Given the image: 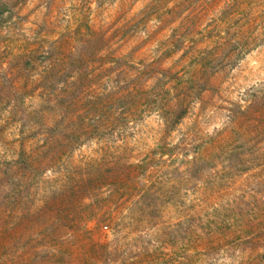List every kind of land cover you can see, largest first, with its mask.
<instances>
[{
  "label": "rangeland",
  "instance_id": "1",
  "mask_svg": "<svg viewBox=\"0 0 264 264\" xmlns=\"http://www.w3.org/2000/svg\"><path fill=\"white\" fill-rule=\"evenodd\" d=\"M44 2L29 8L28 0H0V68L7 65L0 73V145L5 157H14H0V264H194L161 223L165 215L193 253L243 239L256 264L264 257V90L252 93L245 111L225 94L264 70V58L253 57L250 64L259 69L245 65L234 77L225 70L236 68L245 50L259 47L250 37L264 34V9L253 8V0H97L92 14L90 0H47L41 17ZM65 4L74 13L68 24L59 16ZM25 26L37 39L15 35ZM5 29L13 35H2ZM36 72L41 78L32 81ZM106 81L116 86L113 91ZM59 83L65 86L58 89ZM25 97L37 103L35 111L24 107ZM196 97L202 108L232 111L234 127L207 143L198 141L194 151L202 162L191 164V175L200 178L206 165L215 169L221 156L229 167L220 168V182L207 183L199 202L185 212L172 205L145 216L138 202L159 198L160 176L171 165H150L156 148L133 143L134 133L120 134L115 147L109 141L130 116L157 100L167 120L179 123ZM29 123L39 128L25 135ZM82 134L104 143L83 159L70 157L71 170L56 179L61 190L49 194L41 168L70 156ZM151 134L149 128L145 135ZM166 134L156 133L154 144ZM161 154L171 159L175 151L164 146ZM141 175L148 177L145 187L138 186ZM226 199L223 214L213 209ZM128 208L135 214L124 225V241L113 244V230ZM185 224L192 229L186 234ZM148 225L160 226L162 246L130 251L140 246L137 234Z\"/></svg>",
  "mask_w": 264,
  "mask_h": 264
},
{
  "label": "clouds",
  "instance_id": "2",
  "mask_svg": "<svg viewBox=\"0 0 264 264\" xmlns=\"http://www.w3.org/2000/svg\"><path fill=\"white\" fill-rule=\"evenodd\" d=\"M36 2L37 0H28V7H34ZM108 6V4L105 5V7ZM89 7L92 10V14H95L98 11L97 0H90ZM253 8L264 9V0H253ZM47 11L48 4L47 0H45L44 3L40 4L37 15L42 17ZM73 14L74 13L69 4L63 5L59 10L61 23L68 24L72 20ZM7 15L8 13L5 12L4 16L7 17ZM13 19L15 20L16 18L14 17ZM257 27L259 28L261 25H257ZM2 35L12 36L13 33L9 32L8 29H5ZM15 35H21L22 38L26 37L29 41L37 39L34 33L29 31L27 26L18 29ZM250 40L259 44V47L253 45L252 51L245 50L243 53L244 58L239 60L236 68H231V65H229L228 69L225 71H230V74L233 77L245 65H249L254 69H259L260 67L258 64H250V61L253 57L256 59L264 58V43L261 42L264 41V34L260 31H254ZM235 42L236 41H234V43ZM49 50L50 44H45L43 49L44 54L47 55ZM6 69L7 65H5L4 68H0V73L6 71ZM40 78L39 72L33 73L31 77L32 81H39ZM106 83L108 82L106 81ZM123 83L124 81H121V84ZM64 86L63 83L57 84L58 89H61ZM115 87L114 84L108 83L109 92L113 91ZM261 90H264V70L252 72L247 83H237L235 88L229 90L225 95L230 102L237 103L241 111H245L252 103V93H256L259 96L261 95ZM169 100L173 105L176 104L175 93L171 94ZM189 103L190 108L187 109L188 116L181 117L179 123L172 125L163 115L161 102L160 100H157L154 106L147 108L141 115L136 117L130 116L125 122L126 127H118L112 134L113 139L109 141L110 145L115 147L120 143V134H123L126 137L129 133H134L136 135L133 143L140 142L141 145L156 148V151L149 157L150 165L163 164L165 161L171 165L165 169L167 174H161L160 176L161 191L157 194L159 198L138 202L137 209L142 210L143 215L145 216L150 213H156L159 215L163 209L170 208L172 205H175L178 212H185L192 205L199 202V192L205 188L207 183L210 182L216 184L220 182L219 176L217 175L220 168L224 167L227 169L229 167L228 160L221 156L220 160L214 161L217 165L215 169L210 165H206L201 172L200 178H195L191 175V164L193 162H202V154L194 151L195 145L200 140L207 143L210 140L217 139L225 131L234 127V115L232 111H229L227 108H220L218 105L213 107L204 105L202 108V101L199 97L190 99ZM13 104H15V101H13ZM24 107L28 112H33L37 109L38 105L33 99L25 97ZM10 111L11 109L7 110L3 115L7 116ZM116 115L119 116V112H117ZM0 123H3V121L0 120ZM23 123L24 121H20V123L15 125L16 132L19 131ZM38 128L39 125L29 123L24 129L25 135ZM149 128L152 129V134L145 135ZM165 131L167 134L164 135L163 141L159 142V146L154 144L155 134H163ZM43 138L42 135L41 139ZM98 143L103 144L104 141L99 140L95 135L89 136L87 134H82L79 143L70 147V156L65 157L63 160L55 164L41 168L39 177L41 182H47L49 194L53 192L58 193L61 190L56 179L66 171L71 170L69 164L70 157L80 156L83 159L85 158V152L90 153L92 150H95ZM164 146L175 151V155L172 156L171 159H169L168 156H163L161 154V149ZM4 154L5 149L0 145V157L14 159L13 156L9 155L5 157ZM172 160H175V164H172ZM137 163L139 164L140 162L137 161ZM137 180L139 181V187H145L148 182V177L147 175H141L137 177ZM176 190H178V195L176 194ZM229 204L230 199H226L222 202L223 206L217 204L213 206V209L218 208L221 214H223L229 207ZM134 214L135 212L132 208L125 209L122 212L120 220L123 221V223H121L119 229L113 230V236L111 237L113 244L117 243L118 240L121 243L124 241L127 232L124 225L131 220L132 215ZM161 223L169 230V235L177 239L178 243L183 247L185 256L194 261V264H253L247 251L251 245H247L243 239L238 242H225L223 245L217 246L214 250L207 253L201 252L197 254L191 251L190 245L184 246L183 239L177 235L180 228L177 227L169 216L165 215ZM183 228L185 234L192 231L187 224L183 225ZM137 237L140 240V246L133 247L130 251L147 250L148 252H152L162 246L163 236L160 226H144L140 229ZM129 239H131V237H129ZM20 251H22V249ZM262 251H264V249H262ZM12 264H18V261L13 260ZM256 264H264V257H257Z\"/></svg>",
  "mask_w": 264,
  "mask_h": 264
}]
</instances>
